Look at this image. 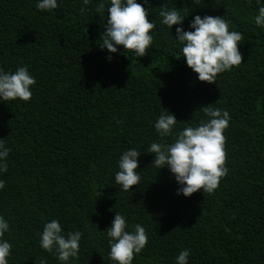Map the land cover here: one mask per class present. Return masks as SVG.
<instances>
[{
    "label": "trees",
    "instance_id": "1",
    "mask_svg": "<svg viewBox=\"0 0 264 264\" xmlns=\"http://www.w3.org/2000/svg\"><path fill=\"white\" fill-rule=\"evenodd\" d=\"M99 2L60 0L42 11L36 0H0V68L26 65L36 80L29 101H0V139L10 149L0 174L8 264H60L38 243L54 218L62 231L82 232L72 264H113L104 233L116 211L128 230L140 223L148 236L132 264H175L184 248L188 264H264V28L253 23L256 0H150L152 46L141 57L117 46L111 61L100 47L107 12H96ZM176 7L188 15L185 27L197 14L229 21L242 33L241 64L214 83L198 81L173 39L176 25L160 23L159 12ZM203 106L231 117L223 133L228 172L211 194L185 197L145 152L160 139L153 124L162 111L182 129L205 118ZM132 147L142 151L141 182L126 192L114 174Z\"/></svg>",
    "mask_w": 264,
    "mask_h": 264
},
{
    "label": "clouds",
    "instance_id": "2",
    "mask_svg": "<svg viewBox=\"0 0 264 264\" xmlns=\"http://www.w3.org/2000/svg\"><path fill=\"white\" fill-rule=\"evenodd\" d=\"M59 2L60 0H36V8L51 11L58 7ZM89 3L90 0H82L84 6ZM256 3L258 8L252 18L253 23L264 28V0H256ZM149 5L150 0H100L97 4V13L105 16L107 12L100 47L107 50L105 58L108 61L112 59L111 54L117 53V46L131 50L136 57L144 56L152 46L153 34L150 30L155 28V24L147 18ZM177 9H162L159 12L160 23L168 31L176 25L173 39L179 43L180 56L184 58L185 65L196 74L198 81L214 83L217 74L230 71L241 64L242 55L238 44L242 33L229 30V21L219 15L197 14L192 16L185 27L183 21L188 15L181 14ZM35 83V77L30 74L26 65L18 66L15 71L0 68V101H29L32 96L31 86ZM201 109L205 118L196 124L187 122L182 129L176 128L178 122L174 114L167 109L162 111L153 124L160 139L151 142L145 152L153 154L150 164L156 170L164 167L168 169L177 185L176 194L185 197L197 190L211 194L228 172L225 166L223 133L231 119L229 112L211 106H203ZM164 138H170L169 142H165ZM9 152L4 140L0 139V174L8 170ZM141 153L142 151L132 147L120 154L118 170L114 174L115 184L119 185L120 190L131 192L130 186H139L141 176L137 168ZM4 186V180L0 179V189ZM105 229L108 256L113 264H132L134 255L139 254L148 242L144 226L136 223L128 230L125 215L118 211ZM9 230L8 220L0 215V264H8V257L11 255L12 244L4 238ZM38 236L39 247L53 254L60 264H72L78 258L82 237L80 230L64 232L59 220L54 218L43 224ZM189 255V249L180 250L174 258L175 264H188ZM40 264H45L44 260Z\"/></svg>",
    "mask_w": 264,
    "mask_h": 264
}]
</instances>
